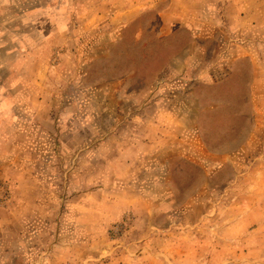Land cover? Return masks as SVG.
I'll use <instances>...</instances> for the list:
<instances>
[{"label": "rangeland", "instance_id": "rangeland-1", "mask_svg": "<svg viewBox=\"0 0 264 264\" xmlns=\"http://www.w3.org/2000/svg\"><path fill=\"white\" fill-rule=\"evenodd\" d=\"M261 20L0 0V264H264Z\"/></svg>", "mask_w": 264, "mask_h": 264}, {"label": "crops", "instance_id": "crops-1", "mask_svg": "<svg viewBox=\"0 0 264 264\" xmlns=\"http://www.w3.org/2000/svg\"><path fill=\"white\" fill-rule=\"evenodd\" d=\"M224 11L225 10H222V11H220V13H223ZM244 28H245V33L247 32V34L248 33H251L254 36H262L264 34V21L261 20L260 23H257L255 21H252V23L250 22L248 25H245ZM240 32H239V35H240ZM240 37H241V35H240Z\"/></svg>", "mask_w": 264, "mask_h": 264}]
</instances>
